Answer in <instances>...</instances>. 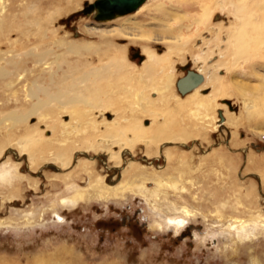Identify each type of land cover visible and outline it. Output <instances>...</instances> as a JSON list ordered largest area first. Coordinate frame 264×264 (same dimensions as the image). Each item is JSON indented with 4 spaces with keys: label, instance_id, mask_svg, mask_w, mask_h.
Instances as JSON below:
<instances>
[{
    "label": "rangeland",
    "instance_id": "rangeland-1",
    "mask_svg": "<svg viewBox=\"0 0 264 264\" xmlns=\"http://www.w3.org/2000/svg\"><path fill=\"white\" fill-rule=\"evenodd\" d=\"M94 1L0 0V57L16 56L26 66L21 72L23 82L15 80L16 73L0 76V148H8L0 162L8 157L17 166L13 177L0 181V264H264V0L238 10L244 21L236 37L225 30L215 41L193 24L198 8L196 12L184 7L179 13L167 4L160 13L151 9L152 13L147 10L96 22L94 15L80 14L85 3ZM158 4L153 0L151 7ZM167 14L169 18L185 15L171 31L183 36L182 45L177 46L182 55L174 57L176 72L169 70L171 88L159 94L161 70L148 77L138 72L141 62L132 57L137 51L141 54L144 44L159 54L166 51V45L126 40L107 32L119 29L124 19L150 29L155 27L153 18L162 20ZM223 14L217 12L206 29H214L218 21L225 27L234 22L231 15ZM58 41L88 44L92 50L84 58H66L65 49L54 45ZM48 50L54 52L50 62L61 56L47 75L40 76L35 61ZM117 50L128 59L123 76L114 73L112 79L88 85L97 88L101 99L78 104L75 129L79 130L63 135L58 128L56 134L51 130L52 137L45 132L40 148L29 141L33 139L26 136L29 130L45 128L38 114L59 111V104L49 103L42 90L49 86L50 77L59 79V68L66 70L65 61H88L91 69L99 65L101 52L107 54L105 60ZM5 64L1 62L0 70H10ZM188 65L192 71L206 72L208 87L222 92L213 107L222 109L225 125L218 111L213 116L215 129L205 130L204 105L176 102V95H182L175 82L186 75L183 68ZM78 68L76 76L67 78L69 82L90 70L82 64ZM211 79L218 80L213 85ZM34 81L39 87L32 85ZM39 100L44 102L39 108L43 112L16 123V116H28ZM101 101L103 105L109 102L108 119L110 115L120 119L116 128L107 131L102 126ZM67 119L62 117L54 127H62L60 123ZM148 121L155 123L153 132L141 133V141L135 140L129 149L134 157L125 154L120 167L108 164L100 150L95 152L116 130L127 131L130 123L146 127ZM126 134L130 139L136 135ZM145 140L150 141L149 147ZM165 140L183 142L170 147L169 160L158 153L159 143ZM58 150L87 154L78 152L79 166L61 171L46 161L57 157ZM28 156L40 159L30 167ZM132 159L137 164L123 172ZM165 166L164 178L152 180L154 172ZM183 208L191 212L190 217ZM168 218L186 220V227L169 228Z\"/></svg>",
    "mask_w": 264,
    "mask_h": 264
},
{
    "label": "bare ground",
    "instance_id": "bare-ground-1",
    "mask_svg": "<svg viewBox=\"0 0 264 264\" xmlns=\"http://www.w3.org/2000/svg\"><path fill=\"white\" fill-rule=\"evenodd\" d=\"M152 1L153 0H147V2L144 5H142L135 14H140V13L143 14L144 11L147 12V10H148V12H151V9L154 12L160 13V12H162V8L164 7V5H167V4L169 6H171L173 9L177 10V12H179L184 7H190V8L192 7L194 9L198 8V18L196 19L195 23H193V24H196V26L198 27V30L204 29V31L209 32L211 41L217 40L219 35H221L222 32L225 30L229 33L231 31V37H233V38L236 37L237 34H239L240 27L244 21V17L238 14V12H239L238 10L243 9V8L247 7L248 5H254L256 3L255 2L256 0H158L159 4L153 8V7H151ZM195 10L197 12V9H195ZM217 12H221L224 14L231 15L234 18V22L232 24H230L229 26L225 27V26H223V24H224L223 21H218V22H215L214 29H209V28L206 29L207 24L211 21V19L215 16V14ZM191 13H193V12H191ZM251 13H253V12H251ZM161 16H164V15H161ZM170 16H168V14H167V15H165V18H163L162 20L153 18L151 24H153L156 28L152 27L150 29L142 28L143 24L141 25L139 22L133 23V22L129 21L128 19H124L125 21H123V23L121 25H119L120 26L119 29H114V30L107 32V34H115V35H117L121 38H124L126 40H131V41L132 40H142L145 43L156 41V43L161 42V43L166 45V51L163 52L162 54H159L154 49L150 48L149 45L145 46V44H144V46L141 50V54H140L141 56H143L144 60L141 61L140 69L138 70V72H140V73L144 72V74L147 75L148 77H152L153 75H155V72L157 71V69L158 70L160 69L162 72V78H163L162 79V85H163V87L160 90H158L159 94L160 93L161 94L167 93L169 91V88H171L172 80L170 79V76L168 75V73H169V70L170 71L172 70L173 73L176 72V68H175L176 62L174 61V57L182 55L180 53L178 54L179 49L177 46H178V44L183 42V36H182L181 32H176V34H173L171 31L175 27L176 24L183 22L184 17L182 18V16H185V15H181V14L172 15V17L169 18ZM116 19H118V18H116ZM106 22H108V21H106ZM108 37H110V36H108ZM231 37H230V39H231ZM203 40H204V43L207 42V40L205 38ZM54 45L58 49H61V48L65 49V53L63 55L66 58L70 57V56H75L77 59H79L80 57L84 58L85 57L84 55L90 53L89 51L92 50L90 45L81 44V43H77V42L66 44V43H63L61 41H58V42L54 43ZM180 45H182V44H180ZM61 51H63V50H61ZM122 52L123 51H121V50H117L116 52H113V56L108 55V57L106 58L107 60L106 59L104 60V57H106L107 54L102 55V52H101V54H99L98 58H97L99 60V65L92 67L91 69L89 68V66H91V63H89L88 61L83 62V63H81L78 60L76 62L65 61L66 65H67L66 70L59 68V70L62 72V74L59 77L60 80L59 79L56 80L53 78L52 75L54 73L52 75H50L52 77H50V83L48 84L49 86L47 88H45V90H42V91L45 92L49 103L50 102L51 103L56 102V104H59V106H60L59 111L57 114H53V113H51V114L48 113V115H41V113L38 114V111L41 110L42 109L41 107L44 105V102L39 100V102H37L38 104H36L35 107L33 106L34 108L30 111V113H28L29 114L28 116L23 115V114L17 115L16 116L17 118L15 119L16 123L22 124V123H24L23 121H25L26 119L28 120L29 116H31L32 114H38V116L40 115V117H38L39 118L38 122L39 123L43 122V124L45 125V126L43 125L45 128L41 131L38 129L34 130L37 136H35L33 130H31V131L29 130V132L27 133L26 136H31L33 139H28V140L31 141L32 143L34 141V145H36L38 148H40L41 146H39V143H40V141L43 140L44 136L42 137V135L45 134V132H47V133L49 132L50 136L52 137L53 132L51 133V130H53L54 133L56 134V131H58V128H61L62 131H64L63 135L64 134L70 135L73 132H75V130H79L78 128L75 129V127H76L75 123L78 122V120L76 119V116L78 115V111H77V108L79 107L78 104L82 101L87 100V99H89V101H91L90 98H92V101L95 104L101 98H99L100 92L97 90V88H95L96 90L92 89L94 84L95 85L98 84L99 80L105 81L106 79H112L111 77H112V75L113 76L115 75L114 73H116V75H118V73H119V75L121 73L123 74V72L125 70L124 66L128 63V59L125 56V54H123ZM53 53H54L53 50H48L44 53L43 58L35 61V64L40 66L39 67L40 70L38 68H36L37 70H39L40 76H44L48 71H51L53 63H56L59 60V57L61 55H56L55 61L50 62V60H48V58ZM217 54H218V52H217ZM5 55L6 54H4L3 57H0V64H1V62H5L9 66L10 70H8V69L7 70L6 69L0 70V76H5V74L8 75V74L16 73L17 78H15V80L17 79V80L21 81L20 80V79H22L21 78V74H22L21 72H24L25 71L24 68H26L25 63L18 61V59H16V56L9 58V56L6 57ZM87 56H90V55H87ZM197 57L194 55V59ZM80 64H82L84 66V68L86 67V69L88 67L90 70L81 73V75L79 74L80 75L79 78L73 79L69 82L67 80V78L75 75V73L79 69L78 66ZM54 65H53V67H54ZM210 66H213V64L210 63L209 67ZM34 68H35V66H34ZM200 70H201V68H200ZM26 72H27V70H26ZM126 72H127V70H126ZM128 73H129V71H128ZM199 74H202L204 76L203 84L200 87H198L196 90H194L193 92H191V93H189L183 97L176 95V100H177L176 102L178 104H197V103H199V105H200V103H201V105H204L205 106V109H204L205 113H203L204 115L202 117V127L205 130L215 129L214 119H216V117H213V116H216L218 114V111H220L222 109H220V108L217 109L215 106L213 107V104L217 103L218 92H221V91L216 86L208 87V80L209 79L207 78L206 72L203 73L201 71V72H199ZM54 76H56V74ZM213 76L216 77V75H213ZM218 78H220V77H218ZM143 79H145V78H143ZM149 79L152 80V78H149ZM215 80H218V79H215ZM215 80L211 79L210 84L214 85V83H216ZM23 81L24 80L22 79V82ZM45 81H46V79H45ZM177 81L175 82V86L177 84ZM22 82H20V84ZM32 85H34V87H39L37 85L36 81L32 82ZM88 85L89 86L92 85V87L90 88V87H88ZM99 88H101V86ZM147 88H146V90H147ZM205 90H208V91L206 93H203ZM43 95H41V96L43 97ZM219 95H221V94H219ZM27 98H29V96H27ZM30 100L33 103L31 98H30ZM101 103H102V106H98V110H99V115L104 118L102 121L103 122L102 126H104V129L107 131L116 128L117 125L120 124V119L114 117L113 115H110L111 118L108 119L106 116L108 115L107 108L110 106L109 102H106V104H104V105H103L104 102L101 101ZM80 104H82V103H80ZM52 105H53V103H52ZM92 105H93V103H92ZM217 105H219V104H217ZM93 106H95V105H93ZM96 106H97V104H96ZM39 108H41V109H39ZM47 108H49L48 110L52 109L50 107H47ZM201 108L203 109V106H201ZM45 109H43V110H45ZM209 109L210 110L214 109V111H215L214 115L208 113ZM45 111H47V110H45ZM40 112H43V111L41 110ZM62 117L68 118L67 121H65V122L63 121L64 123H62V122L60 123L62 127H59V126L57 128L54 127L55 123L59 119H61ZM223 117H224L223 125H225L227 122H226L224 114H223ZM156 119H155V121H157ZM131 124L132 123H130V127L128 126L129 128L127 129V131L123 132L120 130L119 131L116 130L117 133L115 135H114V133H112L113 136L111 135V136H108L106 139H103L102 140L103 141V147L99 146L100 148L95 149V152L100 150V154L102 153L103 156L107 159V163L112 164L116 168L120 167L121 164L123 163V161L125 160V154L130 153L129 155L134 157L133 153L129 152L130 151L129 149L133 148L131 146L135 143V140L141 141V139L143 137L142 135L146 136V134H148L149 132H153V129L155 127V123H152L150 121H148V124L145 125L146 127H142L141 123H139V124L136 123V124H132V125ZM128 131L136 133V135L133 134L134 135L133 139L128 138V136L126 134ZM141 133H143V134L141 135ZM50 136L48 135V138L50 140H53V139H51ZM71 138H72V136H71ZM147 138H149V137H147ZM143 143L146 147H149V145H150V141H148V140L143 141ZM181 143H183V142H181L180 140H165L163 142L161 141V143H159V146H158V151H160L158 153H160V156L162 158L169 160L170 159L169 157H171V156H168V155H170L169 154V151L171 150L170 147H173L175 145H181ZM98 144H101V143L99 142ZM4 147L0 148V160L3 158V156H5L4 153H6L5 151L8 149L7 146L5 148ZM76 149H78V148H76ZM57 152H58L57 157H53L51 159L49 158L46 161H48L47 163H52V164L56 165L61 171H63L64 169L69 170V169L77 168L79 166V164H80L79 158L75 157V154H77L78 152H84L87 154V151H84V150H82V151L72 150V152L70 154L67 153L68 155L63 150L62 151L58 150ZM21 153L25 154L24 151H21ZM43 155H44V152L42 153V156ZM145 155L147 156V154H145ZM38 159H40L39 156H28V161L30 162L29 163L30 167H33L35 165L36 160H38ZM136 164H137V162H135V160L132 159L128 165L126 164L127 167L124 169L123 172H126L128 169L133 168V166H135ZM16 171H17V166H15L11 162H9L8 157L5 158L4 161L0 162V181H3V180H6V179L13 177V175L16 173ZM165 172H167V167L165 169H162L160 167L157 171L154 172V177L151 179L159 181V179H161L164 175H166ZM162 182H164V181H162ZM143 190H144V187H143ZM169 207H170V209H173V211L181 210V209H178L176 206H169ZM182 211L188 217H190L191 212L189 210H187L186 208H183ZM186 223H187L186 220L178 219V218L177 219L168 218L166 221V224L169 228L176 229V230H181V229L183 230V228L186 227ZM166 224H164V225H166ZM243 228H245V227H243ZM236 235L238 236V234H236Z\"/></svg>",
    "mask_w": 264,
    "mask_h": 264
},
{
    "label": "water",
    "instance_id": "water-1",
    "mask_svg": "<svg viewBox=\"0 0 264 264\" xmlns=\"http://www.w3.org/2000/svg\"><path fill=\"white\" fill-rule=\"evenodd\" d=\"M146 2L147 0H95L93 3H85L80 14L85 16L94 15L96 22H106L136 13ZM132 58L139 59L140 62L144 60L139 51ZM183 70L186 75L177 81L176 87L178 92L185 96L203 84L204 76L190 70L189 65L184 67ZM220 116L223 120L222 112H220Z\"/></svg>",
    "mask_w": 264,
    "mask_h": 264
}]
</instances>
